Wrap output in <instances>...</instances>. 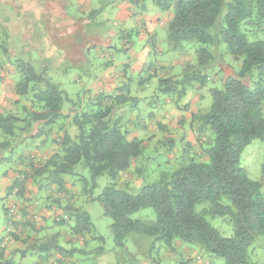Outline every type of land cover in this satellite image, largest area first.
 <instances>
[{
	"label": "rangeland",
	"instance_id": "obj_1",
	"mask_svg": "<svg viewBox=\"0 0 264 264\" xmlns=\"http://www.w3.org/2000/svg\"><path fill=\"white\" fill-rule=\"evenodd\" d=\"M121 2L129 4V7L132 5L134 13L137 14L134 16L136 19L143 15V4L154 8L156 12L160 9L157 0ZM55 5L59 11L58 17L54 14ZM88 6L89 3H82L80 0H0V92L4 93L5 103L9 106L5 115L17 116V125L23 128L27 123L23 119L29 117L28 108H40L32 101V93L27 97H20L16 92V84L20 79V73L14 65L17 59L32 63L38 72H46V75L53 82L59 83L73 99L71 102L65 101L64 117L56 125L46 128L47 134L33 136L32 133L37 134L41 125L36 127L33 123L27 130L17 131V135L12 138L9 136L8 140L14 146V151H5V154H10L12 160L0 166V176L4 170L13 166L17 155L22 153L27 170L20 182L29 180L33 185L45 188L37 199L28 200L21 197L20 190L11 199L9 194L7 200L3 199L0 188V228L5 227L0 239L4 238L5 249L12 242H18L25 247L9 259L13 264H52L53 256L50 255L42 263L38 261L42 252L31 249L32 240L27 235L26 226L27 223L34 222L37 225L44 221L45 217L35 209L40 204L38 202L47 198L56 208L73 204L88 211L93 235L104 237V241L93 239L90 235L75 237V242L90 253L86 264L96 262L97 256L92 249L100 246L106 250L107 264H225L223 260L211 262L198 245L177 241L174 249H171L160 240L154 241L149 236L136 233L128 237L126 249H119L111 230L112 219L105 215L98 200L111 183V178L100 176L93 186L89 169L80 163L76 166L74 175L66 176V186L61 191L50 185L45 175L34 174L29 164L31 154L46 155L49 159L60 149L58 143L65 130L72 136L76 135L77 128L73 123V116L76 112L88 109L92 104L93 97L98 93H94L89 83L106 73L113 61L112 53L121 54L124 59L132 57V45L135 52L140 51L143 43L150 39V34L145 36L146 39L141 38L142 25L136 24L125 29L124 25L115 23L108 12L96 17L91 15V11L98 7L106 11L108 0H91L90 6L93 8L88 9ZM79 8L84 9L81 16ZM63 13H66L65 16L61 15ZM76 15L80 16V19H77ZM163 16L164 14L159 12L157 17L163 19ZM89 19L90 21L86 22ZM241 28L250 41L264 40V21L260 24L244 23ZM157 34L158 41H155L154 46H150L151 54L147 65L137 72L125 69L128 76L125 81L132 99L125 107L116 109L114 115L115 118L121 117L120 122L128 132L129 138L136 136L143 140L145 145L143 154L118 179L120 187L135 194L140 192L144 184L158 180L164 172H172L189 163L191 159L208 161L204 148L211 144L212 139L214 141L215 135L210 129L201 130L202 123L198 116L211 108V88H223L228 77H237L242 64V59L236 60L229 53L227 43L223 42L219 48L210 47L214 58L209 65L200 67L197 65L195 52L198 44L189 43L185 51L175 52L170 49L167 41V28L158 27ZM103 43L110 44L112 48ZM124 44L129 45V49L124 50H129L127 55L122 53ZM115 46L120 54L117 50L115 52ZM118 60L117 58L115 61ZM121 71L123 68L120 67L113 73ZM198 75L207 76V80L201 83L196 77ZM24 152L27 153L23 154ZM263 162L264 141L254 139L245 147L240 164L246 168L252 179H260ZM42 165L44 163L34 167L39 168ZM53 199L59 202L53 204ZM12 201L16 206L14 216L10 215ZM207 207L209 205L199 204L196 211L200 212ZM4 209L7 214H4ZM31 212L37 214L38 222L30 218ZM133 218L154 220L155 212L152 208H145L135 213ZM208 218L222 235L234 234L233 225L226 218ZM49 220L52 228L64 226L70 231L73 225L72 219H68L62 212L56 213V210ZM10 221L13 228H10ZM9 230L12 232L9 233ZM250 256L254 263L264 264V237L256 241ZM75 257L74 255L72 258Z\"/></svg>",
	"mask_w": 264,
	"mask_h": 264
},
{
	"label": "trees",
	"instance_id": "obj_2",
	"mask_svg": "<svg viewBox=\"0 0 264 264\" xmlns=\"http://www.w3.org/2000/svg\"><path fill=\"white\" fill-rule=\"evenodd\" d=\"M157 3L161 10L173 12L167 26L172 51L182 52L189 43H196L197 65L205 67L214 58L210 47L219 48L226 42L229 53L238 61L242 59L237 77H228L223 88H211V108L198 116L201 130L210 129L215 135L214 141L204 148L208 161L191 159L172 172H164L158 180L144 184L137 194L120 187L118 179L145 150L143 140L129 138L121 117H114L116 109L125 107L132 99L126 86V93L95 95L88 109L73 116L76 135L65 130L58 143L60 149L44 165L36 168L31 160L29 164L35 175H45L49 184L61 191L65 189L66 176L74 175L80 163L89 169L93 186L100 176L111 178L98 200L105 215L112 219L111 230L119 249H126L128 237L136 233L160 240L171 249L177 241L198 245L211 262L256 264L250 251L264 237V162L261 178L252 179L240 159L254 139L264 141V40L250 41L241 26L264 21V0H157ZM101 10L94 9L91 15ZM14 65L20 73L17 94L27 97L32 93V101L40 108H28L29 117L23 119L27 122L23 128L17 125L19 119L13 114L0 116V127L12 138L17 131L23 132L39 123L37 136L45 135L46 128L64 117L65 101L73 99L32 63L17 59ZM196 77L201 83L207 80L205 75ZM8 144L11 143L8 141L5 146ZM17 186L22 193L23 183L17 182L8 194ZM199 204L209 207L197 212ZM62 208L73 220L72 231L76 235L104 241L102 235H93L88 211L73 204ZM145 208L154 210V220L133 218ZM208 216L229 220L234 234L222 235ZM52 249L65 252L55 239L38 246L46 254ZM92 252L99 256L105 248L96 247ZM0 264H13L11 259L4 258L2 250Z\"/></svg>",
	"mask_w": 264,
	"mask_h": 264
},
{
	"label": "crops",
	"instance_id": "obj_3",
	"mask_svg": "<svg viewBox=\"0 0 264 264\" xmlns=\"http://www.w3.org/2000/svg\"><path fill=\"white\" fill-rule=\"evenodd\" d=\"M82 3H89L88 9H91L94 7H91V0H80ZM56 11L54 12L55 16L58 17L59 11L57 10V6L55 5ZM107 10H101L100 13L94 15L93 17L99 16L102 13L108 12L110 17H113V20L115 23H118V25H124L125 29L132 28V26H135L138 24L139 26L142 25L143 27V33L141 38L146 39V35L150 34V39H147L145 43H143L141 50L135 52V48L132 45V57L122 58L121 52L118 51V48L115 46V52L116 50L119 52L120 55L116 53H112L113 61H111L110 66L106 69V73L103 76L96 77L90 84V88L94 90V93H104V94H115V93H126L127 89L129 88L128 84L126 83V77L127 76V70H131L133 72H137L142 70L148 62L149 56L151 54V48L150 46L153 45L155 41L157 42L158 38V27H166L168 26V23L170 22L173 12L170 10L163 11L159 9L158 11L162 14H164L163 19L158 18L159 12L155 11L154 8H149L148 6L143 4V15L138 17L137 19L134 17L137 15L134 13V10L132 8V5L129 7L128 5H125L121 2V0H108V6H106ZM95 9H99L95 8ZM66 10V8H65ZM80 16L81 13L84 12V9L79 8ZM66 13L61 14L62 16H65ZM80 16L76 15L77 19H80ZM156 17L158 18L156 20ZM75 18V17H73ZM89 20H86V22H89ZM136 22V23H135ZM105 46H110V44L103 43ZM129 45L124 44L122 53H125L127 55L128 51H124L128 48ZM112 48V47H111ZM113 49V50H114ZM117 58L119 59L118 61ZM163 64V63H162ZM123 68V71L119 73H113L115 69ZM118 67V68H117ZM127 69V70H125ZM96 82V83H94ZM127 86V89H126ZM123 87L124 90L122 89ZM9 110V106L5 103V97L4 93L0 92V116H4L5 112ZM39 123H35V126L37 127ZM33 136H36L37 134L35 132L32 133ZM136 137V136H134ZM133 138V137H132ZM9 137L6 135L3 130L0 127V166H2L3 163L9 162L12 160V156L10 154H5V151H9L10 153L14 151V146L12 144H8L5 146V143H8ZM27 152H24L23 154H26ZM27 170L26 167V161L25 158L22 157V153L20 155H17L15 163L12 167L9 169L4 170L1 173L0 178V188H1V196L3 199H8L7 195L12 188V186L20 182L23 178V176L26 174L25 171ZM55 186V185H54ZM45 189V188H43ZM41 188V185H33L32 181L29 182V180H25V183H23V192L21 193V197L25 200H28V198H36L41 192L43 191ZM11 199V198H10ZM9 199V200H10ZM22 201V200H21ZM53 204L57 203L59 201L52 200ZM40 203V204H39ZM39 206L36 207V211H38L42 216H44V221L41 223H38L35 225L34 222L27 223V235L30 236L32 240L31 249L38 251V246L46 243L52 239H55L58 244L65 249V252L63 254L56 252L54 249H52L48 254L41 253L39 255L38 261L42 263L46 260L47 256L50 255L53 256L52 264H86L88 261V258L90 257V253L87 249H85L82 246H79L75 241V237L77 236L73 231L72 227H70V231H67L64 226H54L53 228L52 223L50 222V216L52 215L53 211L56 210V213L62 212V214L66 215L68 219H70V216L66 214L63 211V208H56L52 203L46 198L43 202H38ZM75 206V205H74ZM5 208V207H4ZM5 214V209H4ZM70 223H72L70 221ZM26 224V223H25ZM5 230L4 228H0V234ZM41 238V239H40ZM4 238L0 239V249L2 250L4 258L9 259L11 256H14L15 253L19 254L20 250H23L25 247L24 245H21L20 243H10L8 244V247L5 249V246L3 245ZM41 240V241H40ZM45 241V242H44ZM19 251V252H18ZM73 252V254H72ZM74 255L76 256L75 258ZM106 258V250L104 253L96 257V264H107ZM38 264V263H35Z\"/></svg>",
	"mask_w": 264,
	"mask_h": 264
},
{
	"label": "built area",
	"instance_id": "obj_4",
	"mask_svg": "<svg viewBox=\"0 0 264 264\" xmlns=\"http://www.w3.org/2000/svg\"><path fill=\"white\" fill-rule=\"evenodd\" d=\"M30 160L35 164V165H41L43 163H45L48 160V157L46 155H40V154H31L30 155ZM20 190V186L15 187L11 194H9V197L12 198L14 195H16ZM16 214V206L14 204V202H11V206H10V215L14 216ZM30 218L34 221H39V217L37 216V214L32 213L30 214ZM13 223L10 221V228H13L12 225ZM12 232V230H9V233ZM8 239V237H7ZM5 244V241L3 243V245Z\"/></svg>",
	"mask_w": 264,
	"mask_h": 264
}]
</instances>
